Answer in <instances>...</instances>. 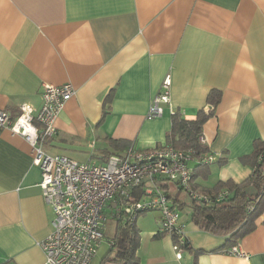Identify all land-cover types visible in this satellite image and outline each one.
Masks as SVG:
<instances>
[{
    "label": "crops",
    "instance_id": "0c3cea01",
    "mask_svg": "<svg viewBox=\"0 0 264 264\" xmlns=\"http://www.w3.org/2000/svg\"><path fill=\"white\" fill-rule=\"evenodd\" d=\"M168 73L171 106L149 117ZM65 82L76 93L44 149L98 163L127 149L118 151L109 138L141 149L164 142L174 110L194 119L212 107L210 91L220 90L202 134L219 157L209 178L195 183H241L252 174L255 141L264 140V0H0V109L15 117L28 102L37 111L42 86ZM41 177L29 142L2 128L0 264H45L41 242L54 212ZM181 222L192 248L177 256L160 213L159 229L139 249L140 264H264V212L239 241L245 256L222 248L228 235Z\"/></svg>",
    "mask_w": 264,
    "mask_h": 264
},
{
    "label": "built area",
    "instance_id": "2783aa9c",
    "mask_svg": "<svg viewBox=\"0 0 264 264\" xmlns=\"http://www.w3.org/2000/svg\"><path fill=\"white\" fill-rule=\"evenodd\" d=\"M171 82L168 73L150 104L149 117L162 115L165 106H171ZM75 93L76 88L70 82L45 83L42 105L37 111L28 102L21 103L20 112L15 117L8 110L0 109V130L8 127L31 145L33 163L41 169L39 185L42 195L54 212L52 231L41 242L45 264H91L105 239L109 217L107 206L111 203L114 207L116 199L125 201L135 188L143 184L148 195L127 203L126 211L159 210L160 228L178 237L173 241V247L181 257L185 249L181 214L160 187L159 180L166 178L190 191L194 197L209 200L208 195L192 188L191 161L194 155L173 146L141 149L131 144L124 152L110 154L103 163H98L47 152L44 143L57 133L56 119ZM199 138L205 143L203 135ZM218 157L211 151L203 156L205 162H213ZM227 251L246 255L240 243Z\"/></svg>",
    "mask_w": 264,
    "mask_h": 264
},
{
    "label": "trees",
    "instance_id": "16d2710c",
    "mask_svg": "<svg viewBox=\"0 0 264 264\" xmlns=\"http://www.w3.org/2000/svg\"><path fill=\"white\" fill-rule=\"evenodd\" d=\"M221 95L220 90L212 89L208 95L209 104L212 107L208 111L200 110L194 119H188L180 110H175L171 114L172 125L165 141L157 142L149 148L173 146L179 150L192 152L195 161L191 165L193 168L192 188L208 195L209 200L196 198L190 191L186 190L189 192L191 199V221L203 230L218 235H228L222 248H229L239 243L245 235L256 228V220L264 212V140L259 139L254 143V151L250 157L253 170L247 180L241 183L233 179L218 180L211 187L201 189L198 187L195 179L198 177L208 179L211 174L210 164L212 163L204 161L203 156L209 150L205 143L200 141L199 137L203 134L204 123L214 113V107L220 102ZM110 97L111 94L108 95L106 102L110 100ZM109 142L118 151H122L132 144L127 139L109 138ZM221 159L223 160L220 156L217 161L221 162ZM159 184L164 193L168 195L173 206L178 210L184 209L188 205L178 196L179 192L184 190L181 186L177 185V196H173L171 185L166 178L159 180ZM143 185L135 188L131 196L125 201L116 199L114 207L111 203L107 206V215L116 221L115 233L109 238L111 243L109 254L99 264H140L142 260L139 254L141 232L137 227V218L147 210H138L131 213L126 211L125 205L143 199L148 195ZM250 185L253 187L252 191L248 190ZM223 191L226 192L219 197ZM165 234L169 233L165 232ZM159 235L160 233L157 232L154 236L158 237ZM172 238L173 241L178 240L176 235H172ZM183 246L185 249L192 248L187 237H185ZM198 252H202V250H198Z\"/></svg>",
    "mask_w": 264,
    "mask_h": 264
},
{
    "label": "rangeland",
    "instance_id": "374dc122",
    "mask_svg": "<svg viewBox=\"0 0 264 264\" xmlns=\"http://www.w3.org/2000/svg\"><path fill=\"white\" fill-rule=\"evenodd\" d=\"M171 185V194L173 196H177L178 189L177 184L172 181H169ZM177 189V190H176ZM248 190L252 191V185L248 186ZM178 196L181 198L182 201L188 203L184 209H179L181 218L183 219H190L191 220V211L192 208L190 207V195L189 192L186 190H182L179 192ZM159 216L160 212L157 209L147 210L142 212L137 218V227L140 229L141 232V240H140V247L146 248L148 244H150L151 236L154 231L159 229ZM115 225L116 221L112 217H108L107 220V229H106V236L104 241L102 242L98 254L93 260L91 264H99L103 258H105L109 254L110 249V241L109 238L114 235L115 233Z\"/></svg>",
    "mask_w": 264,
    "mask_h": 264
}]
</instances>
